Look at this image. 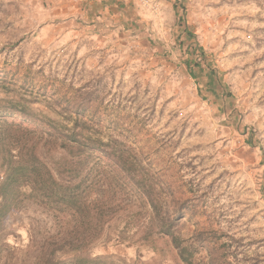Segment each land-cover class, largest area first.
Returning <instances> with one entry per match:
<instances>
[{"label": "rangeland", "instance_id": "374dc122", "mask_svg": "<svg viewBox=\"0 0 264 264\" xmlns=\"http://www.w3.org/2000/svg\"><path fill=\"white\" fill-rule=\"evenodd\" d=\"M0 98L2 118L31 128L84 105L159 200L182 206L173 230L193 262L264 264V0H0ZM127 189L135 215L112 220L88 252L185 264L168 236L116 240L142 235L136 220L148 218ZM52 224L12 209L0 264H30V234Z\"/></svg>", "mask_w": 264, "mask_h": 264}, {"label": "trees", "instance_id": "16d2710c", "mask_svg": "<svg viewBox=\"0 0 264 264\" xmlns=\"http://www.w3.org/2000/svg\"><path fill=\"white\" fill-rule=\"evenodd\" d=\"M187 65L199 67L192 58ZM2 107L0 248L7 245L1 223L12 209H40L53 224L42 230L39 240L30 234V264H117L108 255L92 256L87 248L106 235L110 222L123 212L130 218L135 215L129 186L148 208V218L145 224L136 220L142 235L129 236L122 229L116 240L150 243L155 234H162L170 238L185 264H197L173 230L174 216L182 206L174 209L159 200L152 178L143 168L137 170L123 141L105 138L97 120L84 116V105L74 108L69 121L55 120L46 129L8 121L2 117L11 110Z\"/></svg>", "mask_w": 264, "mask_h": 264}]
</instances>
